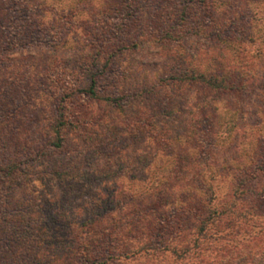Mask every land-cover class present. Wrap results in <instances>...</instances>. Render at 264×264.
I'll use <instances>...</instances> for the list:
<instances>
[{
	"label": "rangeland",
	"instance_id": "obj_1",
	"mask_svg": "<svg viewBox=\"0 0 264 264\" xmlns=\"http://www.w3.org/2000/svg\"><path fill=\"white\" fill-rule=\"evenodd\" d=\"M109 1L0 0V217L13 212L8 203L30 204L36 216L74 224L109 209L114 217L117 209L111 204L116 191L131 187L145 190L158 180L165 181L170 171L179 177L178 186L191 184L202 189L203 195L195 192L196 199L214 206L217 201H229L238 169L247 166V158L260 156L264 133V0H222V7L217 4L218 24L226 22V30L232 35L241 31L242 41L218 44L202 36L192 37L194 42L189 44L181 43L183 53L190 55H195L196 47L207 44L215 45L225 57L236 46L256 58L251 69L254 88L247 93L216 97L204 113L207 119L198 123L196 144L194 140H183L175 151L157 150L147 134L136 132L130 136L123 132L121 123L142 107L137 102L140 106L135 104L124 112L106 104L92 105L93 114L102 113L106 117L103 122L116 127L117 135L110 138L114 149H105L110 136L100 126L96 130H70L63 149L51 150V127L59 103L80 87L85 77L82 65L88 67L91 59L100 55H121L98 87L114 95L117 88L141 90L173 64L171 55H153L150 49L122 54L124 41L134 35L131 30L119 38L111 32L117 19L113 9H108ZM146 23L157 30L160 20ZM203 58L200 64L206 67L209 59ZM167 75L165 79L170 82ZM181 91V96L190 97L189 102L197 95ZM75 101L78 105L87 102L81 97ZM74 111L81 113L82 108ZM189 117L185 114L176 122L187 123ZM207 130L212 132L206 135ZM97 133L102 143L94 141ZM7 165L15 167L14 180L5 176ZM89 167L99 171L100 176L84 175ZM109 167L119 176L112 182L100 173ZM154 170L160 172L154 176ZM56 172L61 174L59 178H55ZM77 175L79 179L74 178Z\"/></svg>",
	"mask_w": 264,
	"mask_h": 264
},
{
	"label": "trees",
	"instance_id": "obj_2",
	"mask_svg": "<svg viewBox=\"0 0 264 264\" xmlns=\"http://www.w3.org/2000/svg\"><path fill=\"white\" fill-rule=\"evenodd\" d=\"M224 2L110 0L108 9H113L117 19L111 32L119 38L131 30L134 35L124 41L122 54L150 49L153 55H171L173 64L141 90L134 88L127 92L117 88L114 95L98 87L107 72L112 73V64L121 55L111 58L100 55L92 58L88 67L82 65L85 77L80 87L59 103L58 116L51 127V150L63 149L70 130L77 132L80 127L96 130L100 126L110 136L105 149H114L110 138L116 127L104 123L106 117L102 113L93 114L92 105L106 104L124 112L135 104L138 106L137 102L142 107L121 123L123 132L130 136L136 132L147 134L157 150L175 151L183 140H194L196 144L198 123L207 119L204 113L216 97L247 93L255 86L251 69L256 58L239 47L235 46L229 57L222 55L215 45L207 44L196 47L195 55L183 53L181 43L194 42L192 37L206 36L218 44L243 40L241 31L232 35L226 30V22L218 24L217 4L222 7ZM147 20H160L159 28H149ZM202 58L209 59V65H201ZM167 72L170 82L165 79ZM181 90L197 95L189 102L190 97L181 96ZM78 96L87 102L78 105L75 101ZM75 108H82V112L77 113ZM185 114L190 116L188 124L185 120L176 122V118ZM211 132L207 130L206 135ZM97 139L101 142L98 133L94 141ZM261 142L260 156L247 158V166L238 169L229 201H217L214 206L196 199L195 192L203 195L202 189L191 184L178 186L180 179L171 171L165 181L158 180L145 190L131 187L116 191L115 202L111 204V208L117 209L114 217L109 209L74 224L36 216L30 204L8 203L14 210L7 212V217H0V264H264V133ZM118 167L121 173L122 168ZM5 168V176L14 180L15 167ZM159 172L154 170V176ZM100 173L111 182L119 177L110 167ZM83 174L99 175V171L89 167ZM54 176L59 178L61 174L56 172Z\"/></svg>",
	"mask_w": 264,
	"mask_h": 264
}]
</instances>
